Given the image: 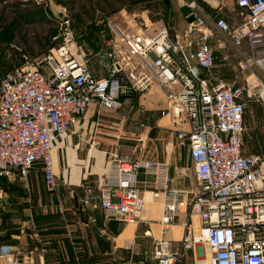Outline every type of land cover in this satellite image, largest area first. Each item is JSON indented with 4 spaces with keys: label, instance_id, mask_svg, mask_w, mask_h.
I'll use <instances>...</instances> for the list:
<instances>
[{
    "label": "built area",
    "instance_id": "1",
    "mask_svg": "<svg viewBox=\"0 0 264 264\" xmlns=\"http://www.w3.org/2000/svg\"><path fill=\"white\" fill-rule=\"evenodd\" d=\"M232 2L238 17L233 25L219 17L213 30L194 16L180 37L164 25L152 30L113 26L95 51L77 43L69 19L61 15L51 47L0 75V174L23 179L37 166L44 190L53 193L52 146L90 104L115 111L127 93L163 89L159 115L172 126L176 144L187 147L195 186L170 188L165 161L137 160L115 149L95 200L85 195L81 208H97L105 220H137L136 174L141 170L152 177L151 196L161 198L162 225L176 216L178 196L198 221L197 232L189 220L182 222L177 250L165 238L153 239L155 264H176L181 251L198 244L208 252L207 264H264V135L261 152L243 149V113L249 103L259 105L264 124V77L258 74L264 76V0ZM214 31L229 40L230 53L245 72L242 83L209 73L214 56L207 41ZM217 46L227 48L221 40ZM90 60L97 61L104 76L91 73ZM88 220L94 223L96 217ZM1 257L0 252V264ZM30 259L16 249L3 263Z\"/></svg>",
    "mask_w": 264,
    "mask_h": 264
},
{
    "label": "crops",
    "instance_id": "2",
    "mask_svg": "<svg viewBox=\"0 0 264 264\" xmlns=\"http://www.w3.org/2000/svg\"><path fill=\"white\" fill-rule=\"evenodd\" d=\"M223 1L228 4L227 9L218 6V0H177V3L187 5L192 2L201 9L208 6L209 14L214 17L210 24H205L214 30L216 18L220 17L228 24L232 19H235L233 24L238 20L232 0H222L220 4ZM88 67L95 77L105 75L96 60H90ZM125 96L130 105L127 118L93 103L77 123L54 142L51 161L57 187L46 198L38 195L26 207L7 202L13 196L8 189L18 186L28 194L37 177L39 190L44 189L37 166H33L23 179L0 177V252L3 262L16 249H23L31 259L94 254L100 256L103 264H155L151 257L153 239L165 238L170 248L177 250L183 221L189 220L197 232L198 221L194 215H189L186 199L182 196L176 199L177 211L172 222L160 223L161 198L151 196L152 177L141 170L136 174L140 199L137 220H105L97 208H81L79 200L85 195L95 200L96 185L105 171L111 151L115 149L119 154L137 160L165 161L170 188L187 191L195 186L187 147L176 144L172 126L166 117L159 115L164 90L152 86L146 91H134ZM134 122L141 126L135 127ZM189 168L194 183L188 181L191 177H183ZM17 210L26 214L27 219L8 225L4 220L7 212ZM88 216L96 217V221L90 222ZM23 228H29V231ZM206 252L202 245H194L181 251L176 264H203Z\"/></svg>",
    "mask_w": 264,
    "mask_h": 264
},
{
    "label": "rangeland",
    "instance_id": "3",
    "mask_svg": "<svg viewBox=\"0 0 264 264\" xmlns=\"http://www.w3.org/2000/svg\"><path fill=\"white\" fill-rule=\"evenodd\" d=\"M218 6L228 8L224 1ZM209 12L208 6L201 9L194 4L179 5L177 0H0V68L6 70L20 64L24 58L41 55L51 47L55 40L53 36L48 35L53 29L57 32L61 15L69 19L77 43L88 51H95L103 46V40L109 36L113 26L122 30L145 26L147 30H152L164 25L171 27L174 34L180 37L186 25L194 21V16L200 18L203 23L210 24L214 15ZM234 22L235 19L229 21L230 25ZM214 34L207 41L214 56L209 73L216 78L242 83L245 72L236 65V59L230 53L229 40L223 33L214 31ZM218 40L224 41L227 48L218 47ZM258 74L264 77L259 72ZM125 97V95L121 97L120 106L115 111L119 112V116L125 115L127 118L126 113L130 105ZM243 121L245 125L243 149L261 152L264 124L257 103L251 102L247 105ZM12 176L18 180L16 175L5 177L0 174V177L8 179ZM183 177L186 179L191 177V168L187 169ZM189 180L190 183H194L192 177ZM31 186L32 190H29L28 194L18 186L8 189L13 196L9 197L7 202L16 206L23 204V207H26L30 206L38 195L43 198L49 196L44 189L39 190L38 177ZM5 217L8 225H15L13 221L27 219V215L18 210L8 211ZM23 230L29 231V228ZM194 231L196 232V229ZM207 258L208 252L203 264H207ZM2 264L6 263L2 261ZM25 264H103V262L100 256L86 254L75 258H32Z\"/></svg>",
    "mask_w": 264,
    "mask_h": 264
},
{
    "label": "trees",
    "instance_id": "4",
    "mask_svg": "<svg viewBox=\"0 0 264 264\" xmlns=\"http://www.w3.org/2000/svg\"><path fill=\"white\" fill-rule=\"evenodd\" d=\"M55 32H56V31H55L54 29L51 30L48 36H49V37H50V36H54V35H55ZM0 38H1V37H0ZM6 70H7V69H6ZM6 70H3V69L0 68V73H1L2 71H3L2 73H4ZM2 73H1V74H2ZM1 74H0V75H1Z\"/></svg>",
    "mask_w": 264,
    "mask_h": 264
}]
</instances>
